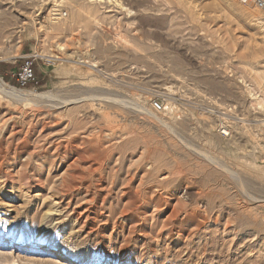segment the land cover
Listing matches in <instances>:
<instances>
[{
  "label": "rangeland",
  "instance_id": "rangeland-1",
  "mask_svg": "<svg viewBox=\"0 0 264 264\" xmlns=\"http://www.w3.org/2000/svg\"><path fill=\"white\" fill-rule=\"evenodd\" d=\"M117 1L0 0V264H264V12Z\"/></svg>",
  "mask_w": 264,
  "mask_h": 264
},
{
  "label": "bare ground",
  "instance_id": "bare-ground-1",
  "mask_svg": "<svg viewBox=\"0 0 264 264\" xmlns=\"http://www.w3.org/2000/svg\"><path fill=\"white\" fill-rule=\"evenodd\" d=\"M89 1H93V0H89ZM97 1H98V2H103V3H105V2H106V3H109V2H111V1H113V3H114L115 5L120 6L123 10L125 9L124 6H123L119 1H117V0H116V1H115V0H111V1H110V0H106V1H104V0H97ZM168 1H169V0H168ZM112 6H113V5H112ZM9 22H11V21H9L8 19H4L2 22H0V33H3V32L6 33L5 30L9 27V25H10ZM21 22H22V21H21ZM146 24H147V23H146ZM22 25H23V24H22ZM19 28H20V27H19ZM111 76H112V75H111ZM0 89L3 90L5 93H9V94H11V95H17V96H18V95H23V94L25 93L24 91H18V90H14V89L9 88L4 82H2V80H0ZM4 92H3V94H4ZM1 94H2V93H1ZM12 97H13V96H12ZM19 97H20V96H19ZM93 99H94V98H93ZM81 100H82V99H81ZM81 100H80V101H81ZM84 100H86V98H85ZM84 100H83V101H84ZM75 102H76V101H75ZM78 102H79V101H78ZM65 103H66V102H65ZM66 104H73V103H71V102H67ZM52 106H53V105H52ZM151 111H152V110H150V112H151ZM152 113H154V112L152 111ZM35 116H36V115H35ZM51 123H52V122H51ZM51 123H49V124H51ZM46 125H47V124H46ZM53 126H55V125H53ZM44 127H45V125H44ZM9 130H10V129H9ZM20 131H21V130H20ZM48 131H49V130H48ZM12 133H14V132H12ZM12 133H11V134H12ZM15 133H16V132H15ZM15 133H14V134H15ZM18 133H19V132H18ZM18 133H17V134H18ZM23 133H24V132H23ZM27 136H28V135H27ZM12 137H13V136H12ZM12 137H11V139H12ZM42 137H43V136H42ZM48 141H49V140H48ZM51 141H52V140H51ZM94 141H95V140H93V142H94ZM103 141H104V140H103ZM14 143H15V142H14ZM77 143H79V142H77ZM77 143H76V144H77ZM101 143H102V142H101ZM114 143H115V142H114ZM72 144H73V143H72ZM88 144H89V143H88ZM92 144H93V143H92ZM102 144H103V143H102ZM112 144H113V143H112ZM24 145H25V144H24ZM55 145H56V144H55ZM74 145H75V144H74ZM27 146H28V145H27ZM51 146H52V145H51ZM69 146H70V145H69ZM92 146H93V145H92ZM32 147H33V146H32ZM104 147H105V146H104ZM107 147H108V146H107ZM24 148H25V147H24ZM41 148H42V147H41ZM47 148H48V147H47ZM53 148H54V145H53ZM60 148H61V147H60ZM60 148H59V149H60ZM87 148H90V146L88 147V145H87ZM91 148H92V147H91ZM15 149H16V148H15ZM48 149H49V148H48ZM50 149H51V148H50ZM54 149H55V148H54ZM54 149H52V151H53ZM61 149H62V148H61ZM65 149H66V148H65ZM68 149H69V148H68ZM73 149H74V148H73ZM73 149H72V150H73ZM106 149H107V148H106ZM3 150H4V149H3ZM31 150H32V149H31ZM41 150H42V149H41ZM75 150H76V147H75ZM80 150H81V149H80ZM80 150H79V151H80ZM82 150H83V148H82ZM92 150H93V149H92ZM98 150H99V149H98ZM110 150H111V149H110ZM18 151H19V150H18ZM21 151H22V150H21ZM35 151H36V150H35ZM56 151H57V149H56ZM66 151H67V150H66ZM112 151H113V149H112ZM15 152H16V151H15ZM25 152H26V151H25ZM30 152L33 153L34 151H30ZM40 152H41V151H40ZM53 152H54V151H53ZM64 152H65V151H64ZM75 152H76V151H75ZM110 152H111V151H110ZM19 153H20V152H19ZM41 153H42V152H41ZM43 153H44V152H43ZM50 153H51V152H50ZM57 153H58V152H57ZM83 153H84V152H83ZM103 153H104V152H103ZM26 154H27V152H26ZM28 154H29V152H28ZM37 154H38V152H37ZM55 154H56V153H55ZM77 154H78V152H77ZM29 155H30V154H29ZM29 155H28V156H29ZM46 155H48V154H46ZM58 155H60V154H58ZM80 155H81V154H80ZM83 155H84V154H83ZM26 156H27V155H26ZM26 156H25V157H26ZM28 156H27V158H28ZM50 156H51V155H49V157H50ZM104 156H105V155H104ZM119 156H120V155H119ZM5 157H6V156H5ZM23 157H24V156H23ZM32 157H33V156H32ZM39 157H40V156H38V158H39ZM59 157H60V156H59ZM82 157H83V156H82ZM52 158H53V157H52ZM60 158H61V157H60ZM76 158H77V156H76ZM76 158H75V159H76ZM84 158H85V157H84ZM103 158H104V157H103ZM126 158H127V157H126ZM4 159H5V158H4ZM50 159H51V158H50ZM54 159H55V158H54ZM54 159H53V160H54ZM86 159H87V158H86ZM93 159H94V158H93ZM93 159H92V160H93ZM20 160H21V159H20ZM24 160H26V159H23L22 161H24ZM28 160H29V158L27 159V161H28ZM51 160H52V159H51ZM107 160H108V156H107ZM6 161H7V160H6ZM16 161H17V160H16ZM30 161H32V160L30 159ZM48 161H50V160H48ZM48 161H47V162H48ZM57 161H58V160H57ZM63 161H64V160H63ZM86 161H87V160H86ZM88 161H89V160H88ZM90 161H91V160H90ZM104 161H106V160H104ZM104 161H102V164L104 163ZM0 162H1V161H0ZM2 162H3V161H2ZM42 162H44V161H42ZM97 162H98V161H97ZM5 163H6V162H5ZM13 163H14V162H13ZM19 163H20V162H19ZM24 163H25V162H24ZM24 163H23V165H24ZM26 163H27V162H26ZM88 163H89V162H88ZM106 163H107V161H106ZM9 164H10V163H9ZM69 164H71V163H69ZM1 165H2V163H1ZM23 165H22V166H23ZM40 165H41V164H40ZM67 165H68V164H67ZM73 165H74V164H73ZM93 165H94V164H93ZM115 165H116V164H115ZM147 165H148V164H147ZM3 166H4V165H3ZM22 166L19 165V167H22ZM24 166H25V165H24ZM28 166H29V165H28ZM48 166H49V163H48ZM50 166H51V164H50ZM52 166H53V165H52ZM89 166H90V165H89ZM213 166H214V165H213ZM237 166H238V165H237ZM26 167H27V166H26ZM26 167H25V168H26ZM68 167H69V166H68ZM68 167H66V169H67ZM97 167H98V166H97ZM99 167H100V165H99ZM99 167H98V168H99ZM145 167H146V166H145ZM148 167H149V165H148ZM148 167H147V168H148ZM150 167H151V166H150ZM214 167H215V166H214ZM1 168H3V167H1ZM22 168H23V167H22ZM38 168H39V166H38ZM49 168H50V167H49ZM140 168H141V167H140ZM20 169H21V168H20ZM45 169H46V168H45ZM66 169H65V170H66ZM69 169H70V168H69ZM102 169H103V168H102ZM0 170H1V169H0ZM23 170H24V169H23ZM23 170H22V171H23ZM36 170H37V169H36ZM40 170H41V169H40ZM40 170H39V171H40ZM46 170H47V169H46ZM51 170H52V169H51ZM78 170H80V169H78ZM78 170H77V171H78ZM118 170H119V169H118ZM135 170H136V169H135ZM145 170H146V169H145ZM22 171L20 170V172H22ZM71 171H72V170H71ZM73 171H74V169H73ZM80 171H81V170H80ZM101 171H102V170H101ZM4 172H6V170H5ZM24 172H25V171H24ZM46 172H47V171H46ZM67 172H68V171H67ZM118 172H119V171H118ZM120 172H121V171H120ZM6 173H8V172H6ZM9 173H10V172H9ZM9 173H8V174H9ZM16 173H17V172H16ZM25 173H26V172H25ZM48 173H49V172H48ZM142 173H143V172H142ZM163 173H164V172H163ZM247 173H248V172H247ZM13 174H14V173H12V175H13ZM67 174H69V173H67ZM118 174H119V173H118ZM161 174H162V173H161ZM164 174H165V173H164ZM167 174H168V173H167ZM251 174H252V173H251ZM5 175L7 176V174H5ZM10 175H11V173H10ZM20 175H21V174H20ZM95 175H96V174H95ZM168 175H169V174H168ZM15 176H16V174H15ZM18 176H19V174H18ZM26 176H28V175H26ZM26 176H25V177H26ZM41 176H42V175H41ZM66 176L68 177L69 175H66ZM128 176H129V175H128ZM236 176H237V175H236ZM10 177H11V176H10ZM54 177H55V176H54ZM69 177H70V176H69ZM96 177H97V175H96ZM118 177H119V175H118ZM163 177H164V176H163ZM165 177H167V176H165ZM165 177H164V180H163L164 182H165ZM173 177H174V176H173ZM3 178H4V177H3ZM13 178H14V177H13ZM18 178H19V177H18ZM26 178H27V177H26ZM103 178H104V176H103ZM103 178L101 177V179H103ZM127 178H128V177H127ZM141 178H142V177H141ZM28 179H29V178H28ZM34 179H35V181H36V178H34ZM49 179H50V178H49ZM64 179H65V178H64ZM67 179H68V178H67ZM71 179H72V177H71ZM74 179H75V177H74ZM78 179H79V178H78ZM93 179H94V178H93ZM93 179H92V180H93ZM104 179H105V178H104ZM92 180H91V181H92ZM105 180H106V179H105ZM112 180H114V179H112ZM130 180H131V177H130ZM141 180H142V179H141ZM10 181H11V180H10ZM17 181H18V180H17ZM79 181L82 182L83 179H82V180H77V179H75V180L72 181V183H75V185H76L77 182H79ZM95 181H96V180H95ZM103 181H104V180H103ZM106 181H107V180H106ZM106 181H105V182H106ZM128 181H129V180H128ZM142 181H143V180H142ZM185 181H186V180H185ZM187 181H188V180H187ZM190 181H191V180H190ZM37 182H38V181H37ZM62 182H63V180H62ZM99 182H100V181H99ZM154 182H155V181H154ZM178 182H179V181H178ZM192 182H193V181H192ZM0 183H1V182H0ZM2 183H3V182H2ZM63 183L65 184L66 182H63ZM63 183L61 184L62 186H63ZM67 183H69V181H68ZM70 183H71V181H70ZM70 183H69V184H70ZM72 183H71V184H72ZM82 183H83V182H82ZM86 183H88V182L86 181ZM95 183H96V182H95ZM112 183H113V182H112ZM128 183H129V182H128ZM168 183H169V182H168ZM184 183H185V182H184ZM98 184L100 185V183H98ZM104 184L106 185L107 183H104ZM136 184H137V183H136ZM185 184H186V183H185ZM27 185H28V184H27ZM130 185H131V181H130ZM148 185H149V184H148ZM158 185H159V184H158ZM169 185H170V184H169ZM31 186H32V185H31ZM40 186H41V185H40ZM48 186H49V185H48ZM62 186H60V187L62 188ZM77 186H78V185H77ZM92 186H94V185L92 184ZM117 186H118V185H117ZM170 186H171V185H170ZM184 186H185V185H184ZM189 186H190V185H189ZM28 187H29V186H28ZM60 187H58V189H59ZM64 187H65V186H63V188H64ZM67 187H68V186H67ZM75 187H76V186H75ZM79 187H80V186H78V188H79ZM100 187H101V186H100ZM109 187H110V186H109ZM115 187H116V186H115ZM115 187H114V188H115ZM145 187H146V186H145ZM150 187H151V186H150ZM158 187H159V186H158ZM174 187H175V186H174ZM17 188L20 189L21 187H18V186H17ZM63 188H62V191H63L64 189H66V188H64V189H63ZM73 188H74V187H73ZM96 188H97V187H95V189H96ZM110 188H111V187H110ZM120 188H121V187H120ZM152 188H153V187H152ZM165 188H166V187H165ZM168 188H169V187H168ZM186 188H187V187H186ZM248 188H249V187H248ZM12 189H13V188H12ZM28 189H29V188H28ZM76 189H77V188H76ZM76 189H75V190H76ZM80 189H82V188H80ZM85 189H87V188H85ZM104 189H105V188H104ZM184 189H185V188H184ZM193 189H194V188H193ZM22 190H23V189H22ZM70 190H71V188H70ZM72 190H74V189H72ZM96 190H97V189H96ZM98 190H99V189H98ZM112 190H113V189H112ZM121 190H122V189H121ZM157 190H158V189H157ZM168 190H169V189H168ZM176 190H177V189H176ZM178 190H179V188H178ZM178 190H177V191H178ZM47 191H48V190H47ZM65 191H66V190H65ZM68 191H69V188H68ZM68 191H67V192H68ZM77 191H80V190L77 189ZM83 191H86V190L83 189ZM100 191H101V190H100ZM105 191H106V190H105ZM126 191H127V190H126ZM126 191H125V192H126ZM198 191H199V190H198ZM198 191H197V192H198ZM18 192H19V191H18ZM58 192H59V190H58ZM69 192H70V191H69ZM74 192H75V191H74ZM109 192H112V191H109ZM186 192H187V191H186ZM244 192H246V191H244ZM20 193H21V192H20ZM25 193H26V192H25ZM61 193H62V192H59V194H61ZM65 193H66V192H65ZM85 193H86V192H85ZM104 193H105V192H104ZM126 193H127V192H126ZM149 193H150V192H149ZM156 193H157V192H156ZM160 193H161V192H160ZM23 194H24V193H23ZM59 194H58V196H61V195H59ZM68 194H69V193H68ZM99 194H100V193H99ZM130 194H131V193H130ZM152 194H154V193H152ZM195 194H196V193H195ZM242 194H243V193H242ZM37 195H38V194H37ZM62 195H63V194H62ZM70 195H71V193H70ZM72 195H73V194H72ZM85 195H87V194H85ZM92 195H93V194H92ZM92 195H91V198H93ZM97 195H98V193H96V196H97ZM104 195H105V194H104ZM125 195H126V194H125ZM132 195H133V194H132ZM132 195H131V196H132ZM157 195H158V194H157ZM25 196H26V195H25ZM39 196H40V195H39ZM63 196H64V195H63ZM73 196H74V195H73ZM81 196H82V195H81ZM101 196H102V195H101ZM109 196H110V195H109ZM164 196H165V194H164ZM178 196H179V195H178ZM23 197H24V196H23ZM77 197H78V196H77ZM198 197H199V196H198ZM60 198H61V197H60ZM65 198H66V197H65ZM82 198H83V197H82ZM98 198H100V197H98ZM108 198H109V197H108ZM108 198H107V199H108ZM125 198H126V197H125ZM148 198H149V197H148ZM155 198H157V197H155ZM166 198H168V197H166ZM119 199H120V197H119ZM164 199H165V198H164ZM170 199H171V197H170ZM178 199H179V198H178ZM60 200H61V199H60ZM62 200H63V199H62ZM62 200H61V201H62ZM66 200H67V199H66ZM73 200H74V198H73ZM90 200H91V199H89V201H90ZM92 200H94V199H92ZM96 200H97V199H96ZM101 200L104 201L103 198H102ZM123 200H124V199H123ZM58 201H59V200H58ZM160 201H161V200H160ZM160 201H159V202H160ZM166 201H168V200L166 199ZM188 201H189V200H188ZM191 201H192V200H191ZM206 201H207V200H206ZM253 201H254V200H253ZM87 202H88V201H87ZM87 202H85V203H87ZM95 202H96V201H95ZM105 202H106V201H105ZM120 202H121V201H120ZM174 202H175V201H174ZM185 202H186V201H185ZM203 202H204V201H203ZM67 203H68V202H67ZM83 203H84V201H83ZM92 203H94V202H92ZM103 203H104V202H103ZM153 203H155V202L153 201ZM170 203H171V202H170ZM176 203H177V202H176ZM198 203H199V202H198ZM201 203H202V202H201ZM59 204H60V203H59ZM69 204H70V203H69ZM80 204H81V203H80ZM100 204H101V202H100ZM100 204H99V205H100ZM146 204H147V203H146ZM163 204H165V203L163 202ZM187 204H188V203H187ZM187 204H186V205H187ZM92 205H93V204H92ZM147 205H149V204H147ZM168 205H169V204H168ZM171 205H172V204H171ZM178 205H179V204H178ZM183 205H185V204H183ZM5 206H6V205H5ZM8 206H9V205H8ZM58 206H59V205H58ZM90 206H91V205H90ZM96 206H97V205H96ZM104 206H105V204H104ZM125 206L127 207L128 205H125ZM125 206H124V207H125ZM138 206H139V205H138ZM143 206H144V205H143ZM166 206H167V204H166ZM175 206H176V205H175ZM198 206H199V205H198ZM202 206H204V203H203ZM202 206H201V207H202ZM67 207H68V206H67ZM75 207H76V206H75ZM75 207H74V208H75ZM130 207H131V206H130ZM134 207H135V206H134ZM141 207H142V206H141ZM141 207H140V208H141ZM148 207H149V206H148ZM189 207H190V206H189ZM196 207H197V206H196ZM199 207H200V206H199ZM207 207H208V205H207ZM77 208H78V207H77ZM83 208H84V207H83ZM87 208H88V207H87ZM94 208H95V206H94ZM137 208H138V207H137ZM163 208H164V207H163ZM168 208H169V207H168ZM92 209H93V208H92ZM128 209H129V208H128ZM128 209H127V211H129ZM152 209H154V208H152ZM191 209H192V207H191ZM193 209H194V208H193ZM199 209H200V208H199ZM207 209H208V208H207ZM207 209H206V211H207ZM50 210H51V209H50ZM84 210H85V209H84ZM84 210H82V211L84 212ZM96 210H98V208H97ZM96 210H95V211H96ZM100 210H101V209H100ZM120 210H121V209H120ZM124 210H125V209H124ZM150 210H151V209H150ZM173 210H175V208H174ZM178 210H179V209H178ZM178 210H175L174 213L176 214V213H177L176 211H178ZM181 210L183 211V209H181ZM181 210H180V211H181ZM200 210H202V209H200ZM127 211H126V212H127ZM134 211H135V209H134ZM152 211H153V210H152ZM160 211H161V210H160ZM191 211H192V210H191ZM76 212H77V211H76ZM123 212H124V211H123ZM153 212H154V211H153ZM61 213H62V212H61ZM99 213H102V211L99 212ZM120 213H122V212H120ZM139 213H141V212H139ZM151 213H152V212H151ZM170 213H171V211H170ZM211 213H212V212H211ZM92 214H93V213H92ZM94 214H95V213H94ZM96 214H97V212H96ZM142 214H143V212H142ZM153 214H154V213H153ZM177 214H178V213H177ZM180 214H181V213H180ZM198 214H199V213H198ZM124 215H125V214H124ZM129 215H130V214H129ZM155 215H156V214H155ZM214 215H215V214H214ZM61 216H62V215H61ZM116 216H117V215H116ZM134 216H136V215L134 214ZM140 216H141V215H140ZM156 216H157V215H156ZM181 216H182V215H181ZM185 216H187V215H185ZM190 216H191V215H190ZM193 216H194V215H193ZM211 216H212V215H211ZM130 217H131V216H130ZM141 217H142V216H141ZM175 217H176V215H175ZM179 217H180V216H179ZM182 217L184 218V216H182ZM182 217H181V218H182ZM216 217H217V215H216ZM73 218H74V217H73ZM147 218H148V217H147ZM154 218H155V217H154ZM198 218H199V217H198ZM200 218H201V216H200ZM75 219H76V218H75ZM87 219H88V218H87ZM89 219H90V218H89ZM93 219H94V218H93ZM130 219H131V218H130ZM145 219H146V218H144V219L142 218V220H144V221H145ZM184 219H185V218H184ZM193 219H194V218H193ZM196 219H197V218H196ZM149 220H150V219H149ZM152 220H153V219H152ZM154 220H155V219H154ZM154 220H153V221H154ZM163 220H164V219H163ZM189 220H190V218H189ZM202 220H204V219H202ZM78 221H79V220H78ZM101 221H102V220H101ZM155 221H156V220H155ZM160 221H161V220H160ZM165 221H166V220H165ZM172 221H173V220H172ZM85 222H86V221H85ZM145 222H146V221H145ZM161 222H162V221H161ZM163 222H164V221H163ZM166 222H167V221H166ZM169 222L171 223L170 220H169ZM182 222H184V221H182ZM185 222H186V221H185ZM191 222H193V221H191ZM196 222H197V221H195L194 223H196ZM225 222H226V221H225ZM78 223H79V222H78ZM178 223H179V222H178ZM180 223H181V222H180ZM208 223H209V222H208ZM42 224H43V223H42ZM161 224H162V223H161ZM168 224H169V223H168ZM155 225H157V224H155ZM25 226H26V225H25ZM150 226H152V223H151ZM157 226H159V225H157ZM203 226H204V225H203ZM160 227H161V225H160ZM168 227H170V226H168ZM174 227H175V226H174ZM193 227H194V226H193ZM201 227H202V226H200V228H201ZM149 228H150V227H149ZM170 228H171V227H170ZM177 228H178V227H177ZM200 228H199V229H200ZM153 229H154V228H153ZM161 230H162V229H161ZM168 230H170V229H168ZM178 230H179V228H178ZM180 230H181V229H180ZM184 230H185V229H184ZM167 232H168V231H167ZM169 232H170V231H169ZM188 232H189V231H188ZM233 232H234V231H233ZM186 233H187V232H186ZM199 233H200V232H199ZM172 234H173V233H172ZM178 236H179V235H178ZM180 236H181V235H180ZM185 236H186V235H185ZM180 240H181V239H180ZM187 240H188V239H187ZM187 240H185V243H186ZM254 241H255V240H254ZM20 242H21V243H24V240H21ZM175 242H176V241H175ZM177 242H178V241H177ZM21 245H22V244H21ZM37 246H39V247L36 248L37 251L35 252V254L40 255V254H43L44 252H47V251H45V249H44V247H43V246H45V244H44V241H43L42 239L39 238V240H38V245H37ZM50 253H51V255H53L54 257H56V256L59 255V252H57V251H51ZM54 257H53V258H54ZM69 262H71V261H69Z\"/></svg>",
  "mask_w": 264,
  "mask_h": 264
},
{
  "label": "built area",
  "instance_id": "built-area-1",
  "mask_svg": "<svg viewBox=\"0 0 264 264\" xmlns=\"http://www.w3.org/2000/svg\"><path fill=\"white\" fill-rule=\"evenodd\" d=\"M242 5L253 6L255 9L264 12V0H238ZM56 14V15H55ZM52 16H58V18L66 17L65 11H58L53 13ZM36 61L35 55H29L23 58L20 66L14 72H11V77L15 80L17 86L20 89H25L28 86L36 88L39 84L34 74V64ZM153 112L161 113L163 111L162 103L158 100H153L150 104Z\"/></svg>",
  "mask_w": 264,
  "mask_h": 264
},
{
  "label": "trees",
  "instance_id": "trees-1",
  "mask_svg": "<svg viewBox=\"0 0 264 264\" xmlns=\"http://www.w3.org/2000/svg\"><path fill=\"white\" fill-rule=\"evenodd\" d=\"M34 74H35V72H34ZM35 76H36V74H35Z\"/></svg>",
  "mask_w": 264,
  "mask_h": 264
}]
</instances>
